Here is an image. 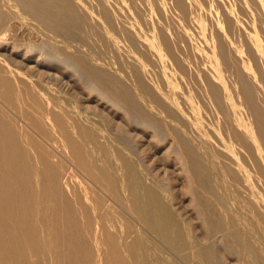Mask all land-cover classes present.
I'll return each mask as SVG.
<instances>
[{"label":"bare ground","instance_id":"1","mask_svg":"<svg viewBox=\"0 0 264 264\" xmlns=\"http://www.w3.org/2000/svg\"><path fill=\"white\" fill-rule=\"evenodd\" d=\"M201 1L170 0L168 6L186 25L184 31L178 27L182 29L176 33L179 42L191 36L187 34L190 24L201 25L197 35H203L195 37H202L203 45L192 49L188 37L186 45L191 50L184 58L186 51L179 44L175 48L183 49L181 56L176 53L174 39L158 25L159 20L155 23L158 42L140 40L142 33L138 38L131 26H122L120 20L122 27L116 25L115 10L106 0H95L98 30L90 20L97 10L94 5L89 9L90 2L84 0H0V264H225V252L233 260L228 264H238L240 251L245 264H264V0ZM138 7L134 13L130 10L133 15ZM203 7L210 14L205 16H212L209 35L200 18ZM144 9L139 20L148 17H142ZM157 9L153 12L159 14ZM28 19L57 36L78 37L76 42L90 38L88 32L96 30L104 38L98 36L101 42L120 46L115 39H121L119 31L124 32L128 43L141 47L148 60L153 55L166 56L173 74L200 80L201 105L210 106L217 121H210L212 127L206 125L189 94L175 93L170 81L158 79L160 84L153 77L155 86L145 81L143 56L133 60V85H127L105 66L95 65V55L90 53L91 60L81 53L85 44L80 47L78 42L79 50H69L60 44L62 39L57 38L59 45L46 39L43 29L45 38L30 39L33 30ZM29 25L25 33L23 28ZM109 29L120 36L112 39ZM124 45L126 52L130 44L126 49ZM191 58L196 60L194 67ZM153 61L157 65L158 59ZM59 71L77 81L83 73L88 75L81 81L87 95L80 106L56 95L48 85ZM91 93L103 101L102 107L95 104L102 116L91 104ZM146 138L153 151L170 160L164 179L145 168L142 144ZM181 177L185 178L178 186ZM183 193L194 203L197 223L174 206ZM226 230L242 250L225 244Z\"/></svg>","mask_w":264,"mask_h":264},{"label":"rangeland","instance_id":"2","mask_svg":"<svg viewBox=\"0 0 264 264\" xmlns=\"http://www.w3.org/2000/svg\"><path fill=\"white\" fill-rule=\"evenodd\" d=\"M91 1H93V0H84V2L86 3L87 2V4H89V2H90V4H89V9H92V6L93 7H95L94 8V10H97L96 12H92L93 14H92V16H91V18L92 19H90L91 21H92V23H93V25H94V29L96 28H98L97 27V25H95L94 23H96V21H98L97 19L99 18V16L98 15H96L97 14V12H98V8H96L97 7V5H96V2H95V0H94V2H91ZM107 2H108V5L110 6V9L113 11V10H115V11H113V13L115 14V16H114V18H116L115 19V23H116V25L118 26V27H122L123 25H125V26H131L130 28L132 29V31H133V33L134 34H136V36L138 37V38H141V36H140V34L141 35H143L142 37L143 38H141L140 40H144L145 39V41L146 40H154L155 42H158L157 40H159V34H158V29H157V25H155V23H157L158 22V20H159V22H158V25H162V26H164L169 32H170V37H171V39H174V40H171L172 42H173V44H174V48L175 47H179V46H181V47H183V49H184V58H186V56H187V52H190L189 50H191V48L192 49H196L197 47H200L201 46V44L203 45V43H201L200 44V42H202V40H203V38L201 37L200 39H198L200 36H202V35H197V34H201V25L198 23V22H196V27H193L194 25H195V23H192V24H190V26H188L187 28H188V35H191V36H187L186 37V39L188 38V37H190V38H188V40L190 41V47H187L188 45H186L189 41H186V39L184 40V42L186 41V43H184L182 40L179 42V39L176 37V33H178V31L180 32V31H182V29H183V31L184 30H187V29H184V28H186L185 26H184V22H181L182 20H180L178 17L176 18L175 17V13L174 12H171L172 11V8H170L171 7V4H169L170 3V0L168 1V2H166L165 0H143V1H145V5L144 4H142L143 3V1L142 0H133V2H132V0H128L129 2H131L130 4H131V6H132V8H129L130 7V5H128L129 4V2L127 3V0H119L120 1V3L118 2L117 3V1L118 0H106ZM139 1V2H138ZM140 1L142 2V3H140ZM198 2H201L202 3V1L201 0H197ZM210 1V0H209ZM228 2H230V0H227ZM111 2H112V4H113V6H115V8H117L118 7V5L120 6L121 4V6L119 7V8H117V9H115L112 5H111ZM135 2V3H134ZM151 2V3H150ZM153 2V3H152ZM231 2H233V0L231 1ZM110 3V4H109ZM115 3H117L116 5H115ZM137 3V4H136ZM138 3H140V5L142 4L143 5V7H142V5L141 6H139L138 5ZM127 4V5H126ZM148 4V5H147ZM167 4H169V5H167ZM136 5V6H135ZM111 6H112V8H111ZM128 6V7H127ZM134 6V7H133ZM139 6V7H138ZM168 6H170V7H168ZM126 9H125V8ZM138 7V15H137V13L136 14H134L133 15V13L134 12H136L134 9H136ZM142 7V8H141ZM147 7H148V9H147ZM153 7V8H152ZM161 7V8H160ZM165 7V8H164ZM120 8H121V10L123 11H119L120 10ZM128 8V9H127ZM142 10V12H144V8H146V11H145V13L147 12V10H149V8L151 9L150 11H148L146 14L144 13V15H142V17H144L145 15L146 16H148V17H150V18H142L143 20H139V18H140V16H141V10ZM158 8V9H157ZM168 8V9H167ZM131 9H133L132 10V12L130 11ZM144 9V10H143ZM155 9H157L156 11L157 12H159L160 11V13L158 14V13H155V12H153V11H155ZM161 9H163L162 11H161ZM167 11H165V10ZM140 10V11H139ZM200 10H201V8H199L198 9V14H199V16L200 15H202L203 13V16L201 17L200 16V18H201V20H202V22L204 21V22H206V23H204V26H205V35H209V33H210V25H211V20H212V16H210V18H208L207 16H209L210 14L209 13H207L208 11L206 10V9H204V7L202 8V10H201V12H203V10H204V12L203 13H201L200 12ZM91 11V10H90ZM127 12V14L129 13V11L131 12V13H129V15L130 16H128V15H126V13H124V12ZM152 11V12H151ZM168 11H169V13H168ZM262 11H264V9H262ZM261 11V12H262ZM121 12V14L122 13H124L126 16H128V17H126V16H124L123 14H122V18H125V19H122L121 18V15L119 14ZM161 12H162V14H161ZM164 12H165V14H164ZM171 12V13H170ZM94 13H95V15H94ZM120 15V17L118 18V14ZM148 13H149V15H148ZM201 13V14H200ZM263 13V12H262ZM140 14V15H139ZM143 14V13H142ZM169 14V15H168ZM171 14V15H170ZM172 14H173V16H172ZM207 14V16H205ZM209 14V15H208ZM118 15V16H117ZM135 16V17H133V16ZM136 15H137V17H136ZM154 15H155V18H157V19H155L154 18ZM162 17H161V16ZM138 16H139V18H138ZM151 16H153V17H151ZM158 16H160V17H158ZM177 16V15H176ZM95 17V18H94ZM97 18V19H96ZM138 18V19H137ZM160 18V19H159ZM100 19V18H99ZM132 21H131V20ZM29 20V19H28ZM120 20V22H121V24H122V26H121V24H120V22L118 23V21ZM126 20H128V22H129V20H130V22H129V25H127V21ZM139 20V21H138ZM144 20H145V22H144ZM146 20H148L149 22H150V25L148 24L149 22L148 21H146ZM155 20H157V21H155ZM30 21V25L32 26H30L29 25V27L27 26L26 28H23V30H25V33L29 30V28L31 27L32 28V30L33 31H31L32 33H30L31 35H30V39H32V40H34L35 42H38V41H41L42 40V38H41V36L42 37H44V35H45V33H43L42 32V29L43 30H45V32H46V34H48V36L47 35H45L46 36V39L47 38H49V40L51 41V42H53V43H57L58 45H59V43H60V41H61V39H62V41H61V45H65V46H67V49H69V50H79V48L82 46V44H85V46L83 45L82 47L84 48V50H82L81 48H80V50L79 51H81V53H83V51H84V55L86 54V56H87V54H88V56L87 57H90V59L91 58H94L92 61H93V63H95V65H99V66H101V68H103L104 66V68L103 69H106V68H108V69H106L109 73H111L112 75H116V77H118L121 81L123 80V82H125L127 85L130 83V84H132L133 85V80L134 79H132V78H134L133 77V75H130V74H132V72L130 71L131 70V65H132V63H133V60L135 61L136 59H138L139 60V57L141 58V56H143V54L141 53L142 51L144 52V50H142V48L140 47V48H136V47H133L132 45H131V43H128L129 41H128V39H127V36L125 35V33L124 32H122V31H119L118 29H116V30H118L120 33H117V31H114V30H110L109 29V33L107 34V35H109V36H111V38L112 39H115L116 37H118V36H120L121 35V39H119V38H116L115 39V41H120V43H121V45L119 46L118 45V41L117 42H115V43H117V45L119 46V48H118V46L117 45H114V46H110L109 45V42L108 43H106V41H104L103 42V40H102V42H101V39H99V35H100V31H96V30H93V32L92 31H89L88 32V34H89V36L87 35V37H90V38H88V39H82L81 41H78L81 45H80V47L79 46H77V45H79V43L78 42H76L77 40H78V37H76V38H73L72 36H69V35H66V34H62V33H60L61 34V36H60V34L58 33V36H60V37H58L56 34L57 33H55V32H53V31H50V30H48V29H45L43 26H40V25H38V23L36 22V21H34V20H29ZM28 21V22H29ZM95 21V22H94ZM126 23V24H124V22ZM137 22L136 24H134L135 22ZM155 21V22H154ZM161 21V22H160ZM165 22V21H168V22H166L165 23V25H164V23L163 22ZM134 22V23H133ZM142 22H144V24L142 25L141 23ZM173 23V24H171L172 26L173 25H175V29H177L178 27H181V28H178V29H181V30H174L173 29V27L171 28L170 26L171 25H169L170 23ZM208 22V23H207ZM32 23V24H31ZM35 23V24H34ZM146 23H147V25H149L148 27H149V30L151 31V35H153V36H150V32H149V30H148V28L146 27L147 25H146ZM163 23V24H162ZM183 23V25H180V24H182ZM34 24V25H33ZM130 24H132V25H130ZM138 24V25H137ZM139 24H140V27H139ZM177 24V25H176ZM209 24V25H208ZM144 25H146V26H144ZM168 25V26H167ZM179 25V26H178ZM193 25V26H192ZM34 26V27H33ZM96 26V27H95ZM133 26V27H132ZM142 26V27H141ZM143 26H144V28H146L147 30H148V32H147V30L146 31H144L145 29L143 28ZM199 26V28H197ZM208 26H209V28H208ZM151 27V28H150ZM153 27V28H152ZM168 27V28H167ZM169 27L171 28V29H169ZM177 27V28H176ZM190 27V28H189ZM206 27H207V29H206ZM30 28V29H31ZM133 28H135V29H133ZM144 30H143V29ZM26 29H28V30H26ZM38 30V31H40V32H38V31H36V30ZM40 29V30H39ZM139 29V30H138ZM144 31H142V30ZM152 29V30H151ZM155 29H157V30H155ZM192 29H194V30H196L197 29V31H199V32H195L194 30H192ZM209 29V30H208ZM98 30V29H97ZM99 30H100V28H99ZM134 30H136V31H141L140 33L139 32H134ZM192 30V31H191ZM207 30H208V32H207ZM35 31V32H34ZM113 31H114V34L115 35H117V36H115L114 34H113ZM155 31V32H154ZM172 31V32H171ZM189 31H191V33L189 32ZM36 32H38V34L36 33ZM48 32V33H47ZM101 32H103L102 30H101ZM117 34H116V33ZM173 32H175V33H173ZM50 33H52V34H50ZM93 33H94V35H96V39H98L97 41L95 40V41H93L94 39H95V36L93 35ZM97 33V34H96ZM144 33H147V34H144ZM171 33H173V35L172 36H175L174 38H172V36H171ZM190 33V34H189ZM193 33H196V34H194L193 35ZM36 36H35V35ZM44 34V35H43ZM90 34H92V36H90ZM99 34V35H98ZM103 34V35H102ZM101 34V36H104L105 34H104V32ZM118 34H120V35H118ZM149 34V35H148ZM27 35V34H26ZM32 35H34V36H32ZM37 35H38V37H37ZM68 37V39H67V37ZM125 35V36H124ZM155 35V36H154ZM195 35H196V37H198V38H196L195 37ZM99 36V37H98ZM115 36V37H114ZM150 36V38H148ZM32 37V38H31ZM56 37V38H55ZM63 37V38H62ZM66 37V38H65ZM69 37H71L70 39H69ZM92 37V38H91ZM144 37H146V38H144ZM155 37H157V40H155ZM41 38V39H40ZM45 38V37H44ZM55 38V39H54ZM60 40V41H58V39ZM64 38H65V40L66 41H68V43L64 40ZM74 39V40H71V39ZM94 38V39H93ZM100 38H103V37H100ZM127 39V41L126 42H124L125 41V39ZM191 38H195L194 40L193 39H191ZM40 39V40H39ZM75 39H76V41H75ZM79 39H81V38H79ZM91 39V40H90ZM104 39V38H103ZM176 39H178V41L176 40ZM56 40V41H55ZM63 40H64V42H66V43H64L63 42ZM69 40H71L70 42H69ZM195 40H198L197 42H198V44H196L197 42L195 41ZM199 40H201V41H199ZM85 41H87V42H85ZM90 41V42H89ZM92 41H93V44H92ZM99 41V42H98ZM122 41V42H121ZM175 41H177L178 43H176ZM193 41H194V43H193ZM71 42H74V46L76 45L77 47H74L73 46V43H72V46H69V45H71L70 43ZM97 42H98V44H97ZM175 42V43H174ZM182 42H183V44H182ZM91 45H90V44ZM101 43V45L99 46V44ZM119 43V44H120ZM127 43V45H124V44H126ZM88 44H89V46H88ZM96 44V45H95ZM128 44H130L129 45V48H128ZM179 44H181V45H179ZM189 44V43H188ZM193 44L195 45V46H193ZM92 45H93V47H92ZM106 45H108V46H110L109 48H107L106 47ZM122 45H124V48L126 49V48H128L127 50H129L130 49V46H132V48H134V49H136V50H134L133 51V49L131 50L130 49V53H128L127 52V50H126V52H123L124 50H123V47H122ZM176 45H179V46H176ZM184 45V46H183ZM86 46H87V48H86ZM94 46H97L98 48H96L95 47V49H92V48H94ZM104 46L106 47V50L104 49ZM112 47V48H111ZM115 47H117L116 49H115ZM181 47H180V49H181ZM188 49H187V48ZM196 47V48H195ZM75 48H77V49H75ZM86 48V49H85ZM90 50H89V49ZM121 48V49H120ZM100 49H102V51L100 50ZM111 49H112V51L114 50L116 53H114V51L112 52L111 51ZM120 49V50H119ZM137 49H138V53L136 54V51H137ZM177 49H178V51H177ZM179 48H175L174 50L176 51V53L178 54V55H180L181 56V54H179L180 53V51H182L183 49H181L180 50ZM185 49H187V50H185ZM88 50V51H87ZM107 50H109L108 52H107ZM117 50H119V51H117ZM140 50V51H139ZM180 50V51H179ZM105 53H104V52ZM107 52V53H106ZM112 52V53H111ZM132 52H134V53H132ZM141 53V55H140V53ZM90 53L92 54L91 56H93V55H95L94 57H91L90 56ZM103 54V56H102V54ZM128 53V54H127ZM130 54V55H129ZM107 55V56H106ZM110 55H113V56H110ZM136 55H137V57H136ZM186 55V56H185ZM110 56V57H109ZM132 56H134V57H132ZM139 56V57H138ZM145 56V55H144ZM143 56V58H141L140 59V61H143V63H144V60H142V59H145V61L146 62H149V64H153L154 63V61L153 60H155V61H157V59H158V61L157 62H155V63H157V65H155V64H153L152 65V67H151V65H150V67H149V64L147 65L146 64V62L144 63L145 64V66H144V69H143V72H144V74H145V72H146V74L144 75L143 74V76H145L146 77V80L145 81H147L149 84H151L152 82H153V85L155 86V85H158V83H159V81H160V84L162 83L161 82V80L163 79L164 81H167V82H169V83H172L173 84V90H174V92L175 93H177L178 95H179V93L181 92V94H189L188 96H190V99L192 98L193 99V96H194V94L196 95L197 93H199V91H200V89L201 88H199V87H201V81L200 80H194V79H189V80H186V79H184V78H181L179 75H177L176 73H174L173 74V67L171 66V62H170V60L168 59V57H166L165 56V58L163 57V58H159L157 55H153V56H150V59L148 60L147 58H146V56L144 57ZM155 56V57H154ZM104 57V58H103ZM126 57V58H125ZM151 57H152V60H151ZM153 57H154V59H153ZM108 58H109V60H108ZM131 58H133V59H131ZM155 58H157V59H155ZM97 59H99L98 61H94V60H97ZM100 59H101V61L102 60H104V62L105 63H100L101 61H100ZM113 59H114V61H113ZM130 59L132 60V61H130ZM193 59V61H191V64H192V67H194L195 65L194 64H196V60L194 59V58H191V60ZM126 60V61H125ZM129 62H128V61ZM166 60H167V62H166ZM113 61V62H112ZM123 61H124V63H123ZM150 61H153L152 63H150ZM164 61V62H163ZM97 62H99V63H97ZM116 62V63H115ZM121 62V63H120ZM162 62V63H161ZM106 63H109V64H106ZM115 63V64H114ZM101 64V65H100ZM106 64V65H105ZM167 64V65H166ZM168 64H170V66L168 65ZM110 65H111V67H110ZM114 65V66H113ZM147 65V66H146ZM154 65L155 66H157L158 68H160V69H157V67H154ZM161 65V67H159ZM129 66V67H128ZM162 66H165V69H164V67L162 68ZM150 68V69H148V68ZM170 67V68H169ZM172 67V68H171ZM110 69V70H109ZM128 69V71L126 72V70ZM152 69V70H151ZM171 69V70H170ZM111 70H112V72H111ZM163 72H162V71ZM53 71V70H52ZM130 71V72H129ZM150 71H152V72H150ZM115 72V73H114ZM120 72L122 73V74H120ZM128 72H129V74H128ZM148 72H150L149 74H148ZM114 73V74H113ZM163 74V76H162V74ZM168 73V74H167ZM59 74H61L60 75V77H58L59 76ZM154 74V75H153ZM57 75V76H56ZM55 75V77H53V79H48V85L50 86V87H52V89H53V92L56 94V95H59V96H61L62 98H64L65 96V99H67L68 101H70L71 102V104H77V106H80V101H81V98L83 99V97L84 96H86L87 95V90H86V88H85V86L84 85H82L83 83V81H85L87 78H88V75H86V73H83V78H85V79H83V81H82V79H81V81H77L76 80V78L74 77V76H70L69 74H68V72H65V73H60V71L59 72H57V74ZM69 75V76H68ZM124 76V78H123V76ZM128 75V76H127ZM147 75H148V77H147ZM153 75V76H152ZM167 76V79L168 80H166V76ZM169 75H170V77H169ZM174 75V76H173ZM177 75V76H176ZM120 76V77H119ZM150 76V77H149ZM161 76V77H160ZM172 76V77H171ZM72 78V80H71V78ZM129 77V78H128ZM145 77H144V79H145ZM154 77L155 78V80H157L158 81V79H161V80H159L158 81V83H157V81H155L154 80V78L152 79V78ZM176 77V78H175ZM69 78V79H68ZM73 78H75V79H73ZM148 78V79H147ZM151 80H150V79ZM165 78V79H164ZM178 78V79H177ZM59 79V80H58ZM75 82H74V81ZM128 81V83H127V81ZM154 80V81H153ZM174 80V81H173ZM171 81H173V82H171ZM194 81V82H193ZM60 82V83H59ZM151 82V83H150ZM175 82V83H174ZM193 82V83H192ZM72 83V84H71ZM81 83V84H80ZM154 83H157V84H154ZM179 83H180V85H179ZM197 83V84H196ZM129 84V85H130ZM176 85V86H175ZM185 86V87H189L188 89L187 88H182L183 86ZM192 85H195L196 87H192ZM78 86V87H77ZM177 87L179 88V89H177ZM81 88V89H80ZM182 90H181V89ZM187 89V90H186ZM194 89V90H193ZM186 91V93H185V91ZM189 90V91H188ZM191 90V91H190ZM192 90H193V92H192ZM177 91V92H176ZM179 91V92H178ZM190 92V93H188V92ZM59 92V93H58ZM184 92V93H183ZM83 93V94H82ZM86 93V94H85ZM194 93V94H193ZM82 94V95H81ZM85 94V95H84ZM180 94V95H181ZM95 95H96V93H91V95H90V98H91V104L93 105V107H94V109L96 110V112L99 114H102V112H101V108L100 107H102V106H100L101 104L103 105V101L99 98V99H97V97H95ZM196 96H198L197 98H196ZM196 96H194V99L192 100L191 99V102L193 103V101H194V105L196 106L195 108H196V110L200 113V116H202V120H203V122L206 124H208V126H210V124H211V122L213 121V123L212 124H215V122L214 121H217L216 119H218V116H216L217 114L213 111H211V108H210V106H208L209 108H210V110L208 109V111H207V109L206 108H208V107H206L205 106V104L203 105V103L204 102H202V105L204 106V110H203V108H202V105H201V101L203 100L202 98H199V96H200V94L198 95H196ZM68 97V98H67ZM198 100V101H196V99ZM73 99V100H72ZM200 99V100H199ZM75 100V101H74ZM94 100V101H93ZM98 103H97V102ZM196 101V102H195ZM200 101V102H199ZM199 104H198V103ZM197 103V104H196ZM95 104H97L98 106H100V107H98V106H95ZM198 107V108H197ZM206 107V108H205ZM203 111H204V113H203ZM206 113H207V115H206ZM213 113V114H212ZM99 114V115H100ZM209 114V115H208ZM119 115V114H118ZM212 115V116H211ZM213 115L215 116V117H213ZM100 116H102V115H100ZM120 116V115H119ZM104 118H105V120H109V118H110V116H108V115H104L103 116ZM207 118V119H206ZM209 118V119H208ZM115 119L116 120H119L120 119V117H118L117 115L115 116ZM204 119H205V121H204ZM212 120V121H211ZM211 121V122H210ZM206 124V125H207ZM210 127H212V126H210ZM209 127V128H210ZM150 130V129H149ZM128 132V131H127ZM150 133H151V130L149 131ZM148 131H147V133H149ZM215 135H220L219 133L218 134H216V132H215ZM148 138H149V136H148ZM148 138H146V142H144L143 144H142V152L144 153H142L143 155V160H144V164L147 166L148 165V167H146L145 166V168H149V172H150V174H152L153 176H156L157 178L159 177L160 179H162V177H163V179L165 178V175L167 174V169L168 168H166V167H168L169 165H170V160H167L166 158H164V157H161V154L160 153H157V152H155V151H153L154 149L152 148V146H153V144L151 143V144H148V142H147V140H148ZM146 148V149H145ZM145 149V150H144ZM149 149V150H148ZM154 152V153H153ZM153 154V155H152ZM146 155V156H145ZM155 155H157V156H155ZM160 156V157H159ZM172 156L173 155H171V159H172ZM155 157H158L159 159L157 160V158H155ZM145 158V159H144ZM162 159V160H161ZM164 161H166V162H164ZM168 162V163H167ZM154 166V167H153ZM166 166V167H165ZM159 168V169H158ZM152 170V171H151ZM161 170V171H160ZM166 170V171H165ZM152 172V173H151ZM155 173H157V174H155ZM159 174H160V176H159ZM163 174V175H162ZM162 175V176H161ZM185 177H181V179L179 180L178 179V186L180 185V184H182V182L181 181H184L183 179H184ZM197 192V191H196ZM198 197H201V195L202 194H200V191L198 190ZM184 194V193H183ZM181 195V197H184V198H181V199H179L180 200V203H179V200L176 202L177 204L176 205H174L175 207H177V206H179V208H180V210H182L181 212H182V214L184 213V211H185V213H187L188 215H190L194 220H193V222L194 223H197L198 222V219H196V217L194 216V215H196V214H198V212H196V210L195 211H193L195 208H193L192 206L194 205V203H193V201H190V198L188 199L187 197H190L188 194H184V195ZM182 199H183V201H182ZM201 199H202V197H201ZM199 200H200V198H199ZM192 204V205H189L190 203ZM188 203V204H187ZM190 206V207H189ZM188 207V208H187ZM216 211V210H215ZM192 213H193V215H192ZM194 213H196V214H194ZM196 232V231H195ZM218 235H220V233L218 234ZM226 235H227V237H226ZM230 236H232V238L230 237ZM224 238L226 239L225 241H226V243L225 244H227V246H228V242H229V246L232 248V249H234V250H238V251H240V250H242V246L241 245H239L238 243H236L235 242V239H234V236H233V234H231L230 232H229V230L227 231H225V233H224ZM229 239H232V240H229ZM229 240V241H228ZM233 242H235L234 244H233ZM235 244H238V245H235ZM238 246V247H237ZM238 248H240V249H238ZM241 253H239V256H240V258H239V260H241V261H238V264L240 263V264H242L244 261L246 262V258H245V255L243 256V251H240ZM227 254V252H225L224 253V255H226ZM241 254V255H240ZM223 255V261H224V263L225 264H228V263H232V257H229V256H224ZM226 257V258H225ZM227 259H229V261H231V262H229V261H227ZM245 262H244V264H245Z\"/></svg>","mask_w":264,"mask_h":264}]
</instances>
